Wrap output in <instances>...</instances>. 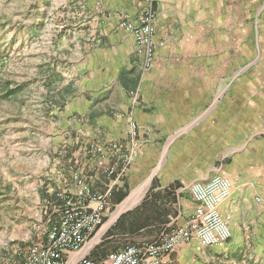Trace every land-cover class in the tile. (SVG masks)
<instances>
[{
	"label": "crops",
	"instance_id": "0c3cea01",
	"mask_svg": "<svg viewBox=\"0 0 264 264\" xmlns=\"http://www.w3.org/2000/svg\"><path fill=\"white\" fill-rule=\"evenodd\" d=\"M82 1L90 16L86 35L97 37V42L85 43L82 54L76 51L83 76L75 92L68 83L70 92L62 94L56 113L68 121L69 133L74 117H88L90 130L85 133L91 137L74 143L68 171L56 172L68 181L58 179L54 188L72 190L69 175L76 171L97 192L110 191L106 213L124 199L132 177L127 172L133 166L120 177L117 159L100 161L88 148L92 142L125 144L129 121L134 120L140 144L137 162L163 159L152 177L155 183L131 211L125 210L129 205L119 206L127 230L130 220L137 225L140 218L148 219L144 227L126 234V245L151 242L165 226L182 225L195 206L189 184L215 174L231 181L230 196L220 205V212L231 216V238L220 247L197 248L196 240L184 242L165 259L197 264L205 262V252L248 242L242 229L251 227L254 213L261 218L264 209V82L253 87L251 77L230 74L236 67L235 36L243 23L246 34L247 14L222 16L218 0H155V36L162 45L152 66L141 73L143 56L118 23L122 17L136 19L143 0ZM243 49L247 50L246 41ZM221 69H228V74H220ZM107 167L114 168L113 175L106 174ZM54 191L48 199L55 206ZM137 194L138 190L133 193ZM40 221L42 216L34 225ZM28 236L33 240L34 231Z\"/></svg>",
	"mask_w": 264,
	"mask_h": 264
},
{
	"label": "rangeland",
	"instance_id": "374dc122",
	"mask_svg": "<svg viewBox=\"0 0 264 264\" xmlns=\"http://www.w3.org/2000/svg\"><path fill=\"white\" fill-rule=\"evenodd\" d=\"M218 1L222 16L247 14L246 34L243 23L235 36L236 67L230 74L236 71L238 77H251L255 87V82H264V0ZM88 15L82 0H0V264H14L22 258L33 241L28 235L36 227L35 218L45 220L49 195L57 189L58 179L64 182L56 175L68 171L74 143L91 137L85 133L90 130L88 117H74L69 133L68 121L56 113L62 94L70 92L68 83L75 92L83 76L77 59L84 44L97 42V37L86 35ZM139 67L141 73L150 68L144 69L142 61ZM227 70L221 69L220 74L227 75ZM162 159L145 158L129 165L128 170L133 169L127 172L132 177L125 198L111 205L84 249L89 247V252L102 245L96 257L106 251L105 257L127 244L130 232L125 219L117 226V210L129 205L125 210L131 211L143 198L156 181L152 177ZM260 214L257 218L254 213L251 227L242 229L248 242L205 252V262L197 264H264V209Z\"/></svg>",
	"mask_w": 264,
	"mask_h": 264
},
{
	"label": "built area",
	"instance_id": "2783aa9c",
	"mask_svg": "<svg viewBox=\"0 0 264 264\" xmlns=\"http://www.w3.org/2000/svg\"><path fill=\"white\" fill-rule=\"evenodd\" d=\"M143 2L136 19L122 17L118 26L132 36L143 56V67L147 69L152 65L162 42L155 36V0ZM139 147L138 125L130 120L125 144L116 141L92 142L88 150L100 161L105 158L117 159L121 165V177L138 156ZM105 172L111 176L114 168L107 167ZM62 178L64 182L68 181ZM69 181L74 188L54 191L57 204L48 203L49 214L36 224L33 241L14 264H172L165 257L181 243L196 240L197 248L201 245L220 247L232 236L231 216L220 212L221 203L230 196L231 181L215 174L189 184L188 191L195 206L182 225L165 226L153 241L124 245L100 260L89 258V252L71 259L72 254L80 252L90 236L103 224L110 191L97 192L76 171L71 172Z\"/></svg>",
	"mask_w": 264,
	"mask_h": 264
},
{
	"label": "trees",
	"instance_id": "16d2710c",
	"mask_svg": "<svg viewBox=\"0 0 264 264\" xmlns=\"http://www.w3.org/2000/svg\"><path fill=\"white\" fill-rule=\"evenodd\" d=\"M124 217H125L124 214H122L118 218V220H117V226H119V224L124 219ZM146 220H148L147 219V216H145L143 219L140 218V222L137 225H134L133 221L130 220V224L128 223L129 224V227H128L129 232L130 233H133L137 229H139L140 227H144L146 225V223H147ZM100 247H102V245H98V247L94 248L93 250H90L89 253H88V257L91 258V259H93V260H100L102 257H104V255L106 254V251H102V253L98 257H96V255H97V249L100 248Z\"/></svg>",
	"mask_w": 264,
	"mask_h": 264
},
{
	"label": "bare ground",
	"instance_id": "6f19581e",
	"mask_svg": "<svg viewBox=\"0 0 264 264\" xmlns=\"http://www.w3.org/2000/svg\"><path fill=\"white\" fill-rule=\"evenodd\" d=\"M120 209H121V208H118L117 213L119 212ZM117 213H116V214H117Z\"/></svg>",
	"mask_w": 264,
	"mask_h": 264
}]
</instances>
